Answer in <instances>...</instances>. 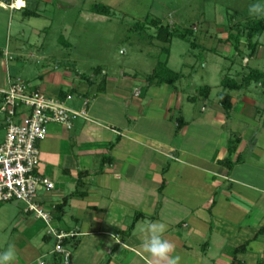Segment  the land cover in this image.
<instances>
[{
    "label": "crops",
    "instance_id": "crops-1",
    "mask_svg": "<svg viewBox=\"0 0 264 264\" xmlns=\"http://www.w3.org/2000/svg\"><path fill=\"white\" fill-rule=\"evenodd\" d=\"M22 1L17 7L19 0H0V28L20 12L40 16L38 3L53 0ZM227 38L219 40L223 50L233 47ZM28 44L0 45V90L24 81L20 65L10 61L35 60ZM42 64L31 84L51 97L70 95L66 104L79 115L71 128L51 125L40 144V170L55 183L38 199L49 221L20 201L0 202V252L14 245L15 264H167L144 249L148 233L141 231L164 222L179 264H264V105L255 99L254 82L231 92L227 113L222 85L210 106L212 87L209 97L187 90L183 70L175 84H158L148 74L145 80L127 72L115 77L98 67L88 75L76 59ZM57 233L70 235L63 242L69 259L56 251Z\"/></svg>",
    "mask_w": 264,
    "mask_h": 264
},
{
    "label": "rangeland",
    "instance_id": "rangeland-1",
    "mask_svg": "<svg viewBox=\"0 0 264 264\" xmlns=\"http://www.w3.org/2000/svg\"><path fill=\"white\" fill-rule=\"evenodd\" d=\"M256 2L257 0H53L48 4L40 2V16L27 18L29 16L25 17V12H20L15 18L7 19L5 28H0V45L5 48L9 41L11 50H14L21 40H25L30 43L27 48L34 51L37 54L36 59H40L42 63L50 58L58 61L76 59L78 70L88 75H93L96 68L100 67L115 77L127 72L133 77L138 75V80H145V74L152 73L159 63L166 61L167 56L163 52V47L167 44L154 38L160 28L151 21L160 19L163 27L172 28L176 25L180 31L196 26V30L192 29L190 40L174 38L169 65L175 71H184L185 77H181V82L187 90L194 92L200 87L211 86L209 104L213 106L219 99L224 76L230 74L241 80L242 75L252 68L264 71V34L258 38L260 45L252 58L234 56V48L230 49V44H227L224 50L219 45L220 38H227L232 18L244 20L246 17H255L250 15L248 10L249 6ZM96 3L109 6L111 16L102 19H97L99 15L93 16L89 10ZM236 11L239 13H235ZM18 16L23 19L19 21ZM145 21L148 23L145 24ZM194 41L198 44L197 48L191 47ZM42 44L43 47L40 46ZM189 50L191 54L188 53ZM243 50L246 54L249 53L246 46ZM217 51L225 56L217 54ZM36 59L24 57L19 62L15 58L10 61V65H15L16 68L20 65L19 77L36 85L31 75L34 73L35 76V72L37 73L43 65L38 64ZM189 63L195 65L194 70L183 67ZM5 73H8L7 69ZM252 87L254 92L259 94L257 97L255 95V99L261 100L264 105V84L255 81ZM262 105L259 103L258 106ZM201 106L202 102L197 105V110H200ZM4 134L2 131L1 136ZM20 202L21 206H27L26 203ZM52 247L49 244L47 248Z\"/></svg>",
    "mask_w": 264,
    "mask_h": 264
},
{
    "label": "built area",
    "instance_id": "built-area-1",
    "mask_svg": "<svg viewBox=\"0 0 264 264\" xmlns=\"http://www.w3.org/2000/svg\"><path fill=\"white\" fill-rule=\"evenodd\" d=\"M66 99L48 96L23 80L11 81L0 90V136L5 133L0 140V202L22 201L27 204L26 212L47 222L49 214L38 202L39 193L53 190L55 183L40 170V144L47 139L51 125L71 128L73 118L79 115L67 106ZM69 236L56 234V251L66 259L71 254L63 242Z\"/></svg>",
    "mask_w": 264,
    "mask_h": 264
},
{
    "label": "trees",
    "instance_id": "trees-1",
    "mask_svg": "<svg viewBox=\"0 0 264 264\" xmlns=\"http://www.w3.org/2000/svg\"><path fill=\"white\" fill-rule=\"evenodd\" d=\"M90 10L94 13L101 15H111V8L107 5L96 3L91 6ZM239 13V12H235ZM26 16H35L37 12L32 10H27L25 12ZM239 15V14H238ZM236 17V15L234 16ZM148 21H145L147 24ZM151 23L160 28L158 31V36L162 41H164L167 46L163 47V52L166 54L169 53V45L171 41L177 37L183 40H190L189 37L192 35L193 30L191 28H186L183 31L177 29V27H163L160 19L152 20ZM146 27V25H145ZM229 36L225 40L226 42H230L234 48V56H243V58H252L256 53L260 45V38L264 34V17H246L244 20H237L235 18L231 19V23L228 26ZM164 31V32H163ZM223 42V40H221ZM247 47L249 53L246 54L243 48ZM192 48H197L198 44L196 41L192 43ZM98 67L97 69H99ZM240 73L238 72V75ZM244 74V73H243ZM183 74L181 72H176L172 70L167 63V60L163 63H159L157 68L153 70L152 73L147 75V80L150 83H170L175 84L178 80L181 79ZM264 82V71L258 68H252L249 72L242 75V79L238 80L235 77H232L230 74L223 77L221 85L224 90L220 94V103L225 108L227 113L232 108V96L231 92L234 90H239L249 86L252 82ZM200 95L204 97H209L211 92V86H205L199 88ZM184 123L182 119L179 120V126ZM231 149V148H230ZM232 150V149H231ZM229 167L233 166V162L230 159L225 161ZM67 204L65 200L62 205L59 206V209L62 210ZM139 218V216H138ZM264 228L261 230L263 231Z\"/></svg>",
    "mask_w": 264,
    "mask_h": 264
},
{
    "label": "clouds",
    "instance_id": "clouds-1",
    "mask_svg": "<svg viewBox=\"0 0 264 264\" xmlns=\"http://www.w3.org/2000/svg\"><path fill=\"white\" fill-rule=\"evenodd\" d=\"M22 7V6H21ZM249 14L257 17H264V0H257L249 6ZM168 225L164 222H152L146 224L141 231L148 233L143 242L144 249L160 261H167V264H179L180 257L172 255L175 252V245L165 238ZM16 251L14 245L0 252V264H15Z\"/></svg>",
    "mask_w": 264,
    "mask_h": 264
},
{
    "label": "bare ground",
    "instance_id": "bare-ground-1",
    "mask_svg": "<svg viewBox=\"0 0 264 264\" xmlns=\"http://www.w3.org/2000/svg\"><path fill=\"white\" fill-rule=\"evenodd\" d=\"M16 3H17V2H16ZM22 4H24V2H23L22 0H19L18 5H19V6H22Z\"/></svg>",
    "mask_w": 264,
    "mask_h": 264
}]
</instances>
